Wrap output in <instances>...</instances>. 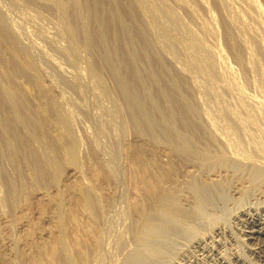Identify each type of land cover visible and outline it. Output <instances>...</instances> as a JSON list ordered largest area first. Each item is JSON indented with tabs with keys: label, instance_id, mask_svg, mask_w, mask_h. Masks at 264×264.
I'll return each instance as SVG.
<instances>
[{
	"label": "rangeland",
	"instance_id": "374dc122",
	"mask_svg": "<svg viewBox=\"0 0 264 264\" xmlns=\"http://www.w3.org/2000/svg\"><path fill=\"white\" fill-rule=\"evenodd\" d=\"M86 1L87 0H83L82 2H86ZM91 1L92 0H88V2ZM166 1H168V3ZM180 1H182L181 3H185V5H189V6L191 5L190 8L192 7L191 8L192 13L194 12L193 16H191L192 14H189L185 8L177 6L178 4L176 3ZM7 2L6 0H2V1L0 0L1 5L6 10L9 17L12 18L16 26L17 23L21 21L24 23V21H26V18H31V17L33 18L34 22L31 23L29 21L25 24L30 37L33 38V39L31 38L32 40L37 39L34 34L35 19L37 20L40 19V22L38 21L37 23L36 21V25H39L41 23L40 25L43 26L45 24L43 26L45 29L46 28L49 29L53 27L56 23V17L54 16L55 14L52 12L51 9L47 7L46 8L37 7L33 2L31 1L28 2V0L25 1L23 0V2H19V3L24 5L25 3H27L26 5L30 12L27 9L23 10L24 12L21 10L22 11L21 12L19 10L12 8L11 6L8 7L9 4ZM102 2L101 4L105 6L104 4L105 1L103 3ZM152 2L153 4H155V6L158 4V0H152ZM164 2L168 4L166 6L168 7L166 8V11L162 10V8L158 6L159 4L156 6V8L158 7L157 12L160 11L162 13V15L160 14V16L161 17L163 16L161 19H163V21L165 20L164 23L166 24L169 23L168 25H170V21L165 16L166 15L165 13L167 12L168 9H170L168 10L170 12L172 10V12L174 11L175 14L177 13L178 17H181L180 18L181 21L185 22L184 24L190 26L192 30L194 29L193 30L194 33L200 38V40L202 39L201 41L206 47L207 46L208 48L210 47L213 51H217V52L220 51V53L224 57L225 66L230 68L233 76L235 75L233 78H235L234 79L235 83L238 84V85L236 84L238 93L240 94L243 93L241 95H245L246 97L248 96V98H250L249 96H252L253 98H255V100L260 99L261 101H264L263 98L264 93H262L261 88L260 89L258 88L260 86H259V81L257 80L259 78L260 73L257 71V69H255L256 66L252 63V68L254 67L253 70L255 71L252 70V73H246L245 70L242 69V67L238 66V64L235 63L234 56L232 52L230 53V50L226 45V40H225L226 27L224 22L225 20L221 8L217 3L218 2L217 0L216 1L205 0L206 5L209 8V14L211 13L210 15L207 14L208 12L202 9V7H200L196 1L194 2V0H178V1L165 0ZM227 2L228 5L232 4L233 8L229 6L230 8H232L231 10H233L234 12L239 11L243 14V16H245L244 18L249 25L255 24V27L254 25H252L253 28H256L258 26L256 25V21L259 20L260 17L252 10L250 11V13H248L250 8L248 4L245 3V0H227ZM239 2L241 3L239 4ZM255 2L257 3V5H259L258 7L261 8L259 9V12L262 11L260 13H262L263 16L264 0H255ZM32 4H34L35 7H33L34 5ZM100 7L101 6H97L96 8V10L99 12L101 11ZM38 8L40 9L38 10ZM173 8L176 9L174 10ZM133 9L135 12L133 13L134 14L133 17L135 18L136 21L139 22L140 19V15H138L139 12L135 7H133ZM246 11L249 15L246 13ZM104 13L106 15V20L102 24L103 26L106 27L105 31L107 32L106 33V40L108 44L107 46L111 48L110 53L112 54V56L110 57V61L108 62L104 61V55H106L105 54L106 52L101 46V41L99 40V37L97 38L94 37L95 36L94 29L98 28L97 24L98 23L100 24V22L97 21L98 23L96 24V26L94 25L93 27L92 25L93 19L91 18V14H92L91 13L89 14V17L91 19L90 21H92L91 22V26H92L91 29H93L91 30L92 37L90 36V38L92 39L91 41L89 40L86 50L82 49L84 50L82 54V57L84 59L81 58L80 61L81 65L84 67V68L81 67L83 68L81 69V71H83L84 74L83 77L84 79L82 78L84 82H82L81 85V92L73 88L72 85L67 86L65 84H62L60 81L57 82L60 90H63L62 93L64 95V98L67 100V103L71 105L69 106L67 104L68 109L70 110L69 112L73 121V127L75 129V134L78 138V143L80 147L78 149L79 152L78 164L80 166L79 169L74 167L73 165H70L69 163H67V161H65L66 160L64 158L65 154L63 153L64 152L63 149L65 147L63 146L64 145L67 146L69 141H71V139H69L70 137L68 136V134H66V132L63 129L54 130L53 128H51V126L46 127V129H43L46 130L45 131L46 133L44 132V135H42L43 132L42 130L35 128L32 125H29V130L33 134V137L34 138L39 137V139H37L38 142L41 143L43 139L45 140V138H48V136H49L48 138L49 140L52 139L51 141L46 139L41 143V146L43 147L46 146L45 148L48 149V151L51 153L52 159L55 162H57L58 164L57 172L55 173L47 169L45 163H43L44 160L42 156L40 157V155L38 154L40 150H38L37 147H39L40 143L37 142L38 143L37 147H34V144H32L30 139L27 140L25 139L26 142H23V145L26 146L28 143V145L26 146L27 148L24 147L23 145L22 146L14 145L13 146L14 154L13 155L11 154L10 156L8 150L3 146L1 141L2 139L0 136V149L2 151V152L0 151V169L6 171L8 175L7 177L11 178L10 180L12 182L14 180L16 181L13 183H16V187H17V191L11 194V202L6 197L7 195L6 196L2 195V197L0 198L1 199L0 200V264H10L11 261H12L11 264H13V262L18 264H53L51 257L52 245L54 244L53 242H55L56 239L55 237H57L59 230L56 211L54 209L55 204L58 200L61 201V207H62L61 215L63 218L62 223L64 224L63 226H65L68 230H70V228L72 227L73 223L71 224V222H73V220H76L78 223L82 224V226H86L88 223H90V218L85 211H82L83 209L82 205L84 201L85 192L87 191L90 192L94 191L95 195L99 197V200L103 204L107 202H111L110 208L108 209L110 213L107 210L108 213H105L106 216H104V221L106 226L103 224L102 225L103 227L99 229L101 230L102 228H104L102 229V231H100V233L104 237L106 235L105 239L106 242H108V244H106L105 246V248L107 247L105 249L106 252H104V254L107 253L105 254L107 256L103 257L104 259H102L101 264H106L107 262H108L107 264H111V263L122 264L123 261L125 260V257L128 254L127 251H131L134 248V244L132 240V229L134 227L135 221L138 220V215L136 212L139 206L141 204H144L147 206L148 210H150L152 208V206L150 205H152L153 203L154 204L158 203L156 202L155 199L162 194H166L167 192V194L177 196V201L179 202L180 205H182V209L190 210L195 202V198L192 191L188 189V186L190 182L198 184L200 180L202 182L204 181V183L206 184L208 183L207 185H209L210 191L215 194L217 193V195L219 196L218 198L219 201H216V205L221 208H218L216 205L215 206L213 205L214 207H212V205L210 207L206 205V209L210 213L217 211L216 214L222 216H219L220 220H218V222L214 223L212 226L208 225L207 223H202L196 220V222L198 223L195 222L192 226L197 231L196 235H198L199 237L200 236L203 237V240L200 243H196L195 241L196 238L185 237L184 235L182 236L179 233L172 234L169 240V248H170L168 252L169 257L163 258L160 264H171V263L172 264H261V258H259L255 253H252V250L256 248L264 249V237L258 236L257 234L253 236H249V233L254 230H255L254 232H258L260 226L258 225V222L252 224L251 220L248 217L249 215L254 216L256 213H259L262 215L261 218L264 219V212L261 210L263 206H261L260 203H256L254 199V197H257L264 202V185L263 186L258 185L254 188H251L249 186L250 182L248 181L246 173L243 174V172L245 171H238L237 173V170H233L230 168L229 169L217 168L215 171L214 170L207 171L208 170L207 168L204 169L202 168L201 170L200 163L198 162V160L195 159L194 162V159L192 158H189L190 160H188L187 158L185 159L183 156L181 157L179 153H176L174 151L175 149H173L174 147H172L173 143L171 140L168 139V137H170L171 134L169 133L168 135V132L165 134L164 132L166 131L164 129L161 130V126L159 127L157 121L154 122V120L155 118L160 119V117L163 116L164 119H166V120L163 119L164 124L167 121L168 122L167 125L171 127L168 128L167 125L165 124L169 132L176 134L178 133L177 135L178 136L182 135L181 137L183 138L187 136L184 138L186 140H188V137H190V140H188V142L191 146L194 147L196 145L195 148L197 149L203 148L204 141L201 138L203 134L201 131L195 132L192 127L193 125L188 124L189 121H191V118L188 114H186L184 108H182L183 105L180 100V96H183L184 99L186 98L185 100H187V102L194 107L195 102L193 99L194 96L192 97V95L195 94L196 96L195 100H197L199 105L204 106V108L207 111L206 117L207 116L210 117L211 119L210 121H212V124L215 125L217 133L222 137V139L225 140L228 139V137L230 138L231 136L232 140H230L231 138L229 140L231 145L234 144L231 146L232 153L234 151V154L230 156V158L233 159L235 157L237 160L235 158L233 160L241 163L245 162L244 161L245 158L249 159L250 157L251 158L249 160H252L253 162L256 163L264 162V160H259L256 158L254 151L255 149L252 148L253 147L252 143L256 141L253 143L256 145V147L254 145V148H257L258 147L257 144H258L259 148L263 149L262 152L264 154V139L262 138L263 135L260 134L261 131H263L261 133H264V130L262 126H259L261 125V123L258 122V120H256V126L259 128L257 129L256 127L255 130L253 129L254 131L252 130V128H248L245 126L244 128L246 130H244L243 128L242 132L236 130V128L232 125V123L228 120V118L225 117L226 116L225 109L226 110L233 109L235 110V112L236 110H238L236 113L237 114L241 113L239 114L240 115L239 117L242 119L241 121H244L246 119L245 116L246 114H243V111L245 113V108H244L245 103L243 102L241 95H237V93H235L236 91H227L224 84H221L229 81L226 77H225L226 79L224 78L225 81L222 80L221 82L216 79L214 80L213 74L210 71L209 72L205 71V72L207 75L210 74L209 77H211L213 80L211 78L210 80L207 79L206 77L192 75L191 72H190L191 75L188 74L189 72L187 73L186 67L184 66L185 62L182 61L183 58L181 57L180 53L177 52V50L174 48L171 49V52L173 53L175 51L173 54L177 58H179V60H176L177 62L175 61L171 63L167 61L166 64L158 61L157 57L155 56L156 53V51H154L155 49L150 48V46H148L147 44V41L144 42L145 39L143 38L141 31L138 32L139 30H137V28H135L136 26L132 24L134 20H132V22H128L131 21V18L127 16L128 14L125 11L124 13L122 11L123 13L122 17L124 19L125 18L127 19V20L125 19L124 21H126L129 24L130 23L132 24V25L130 24L131 26L129 25L132 29L131 30L132 32H130L131 36H133L131 37L132 39L127 37L128 33L123 35L120 30H117V28L119 29V26L117 25L116 22H114V25L113 24L111 25L110 20L107 17L108 14L106 12ZM101 14L102 13H100V15ZM28 15L30 16L27 17ZM45 16L48 18H46ZM73 16L74 15L71 14L70 12L71 21H74L73 19H75V17ZM157 23L159 24V22H156V25ZM198 23L204 24L205 26L206 25L209 26L208 24L213 23V25L211 26L210 24V26L212 28L214 26L213 29L216 28V31H214L213 34L216 36H212L214 38L209 36L211 35L209 34V31L201 29ZM99 24L98 26L100 27ZM112 26L114 29L112 28ZM111 29L115 31L113 32ZM259 30L262 33V29ZM199 33L202 34L200 35ZM114 34H115V38H112L111 35ZM175 34L178 38L180 37L182 38V36L179 37L180 34L178 33ZM79 36H80L79 34L75 36V40H77L78 45L82 47V39ZM122 37L123 40L121 41ZM247 38L249 39V36ZM109 39L111 41H109ZM37 40L36 42H38ZM130 40L132 41V43ZM181 40L184 43L186 42L184 41L185 40L184 38ZM77 41H74L76 43V44L74 43L75 45H77ZM114 41L115 43L117 42L118 43L115 44ZM126 43L128 45L129 44L132 45H129L130 46L129 47ZM217 44L219 46H216ZM250 45H249L250 51L252 48L251 54L254 52L252 54V57L254 58L252 59L254 63L255 61L259 62L260 65L259 67H262L260 68L261 75L263 73L262 76L264 77V61L261 55L259 54V52L256 51V48L253 46V44L250 43ZM126 46H128V50L132 53V55L135 54L137 57L134 55V59H131L126 53L125 50ZM92 47L93 50H91ZM6 48L7 46H5V48L3 46L2 47L3 50H1L3 51L1 53L2 54L1 58L6 57V59L3 58L4 59L3 60L0 58V75L2 79V86L11 92V94L15 99L14 102L16 103L17 108H19V105H17L18 103L17 96L21 93H23V95L21 94L20 96L28 100L29 103L33 105L34 108H36V106L39 107L40 104L42 106V103H45L44 97L45 94L47 93V89H49L52 86V84L45 79L44 81H41L42 83H40V80L37 81L38 79L31 80V77L28 76V74L26 75V73L22 70V68H20L16 64V61H14V59H12L13 61L11 60V58L13 57L10 56L11 55L10 52L13 49L11 50V48L8 47L9 50L7 51L8 48L7 49ZM46 48L48 54L50 52L52 53V51L48 47ZM89 50H91L92 52H90ZM94 51H96L97 53L96 52H95L96 54L93 53ZM8 52L10 53L9 55ZM51 53L49 55H51ZM5 54H7L8 56ZM119 54H121L122 58ZM52 55L54 54L52 53ZM98 55L101 58H99ZM116 55L120 56V58H117ZM144 55L145 57H143ZM54 57L56 56L54 55ZM116 58L117 60L119 59V61H117ZM56 59H57L56 61L59 62L62 68L70 72L75 71L74 72L75 74L77 73V68L75 64L70 63L69 61H65L66 60L65 58L56 57ZM114 59L120 63H117ZM131 60L133 61V63ZM5 61L8 64L3 63ZM13 63L16 66H14ZM88 63H92V64H88ZM103 63H107V64L103 65ZM86 65L95 67L93 68V70L95 69L94 72L95 71L98 72L97 74L99 75L97 74L96 75L101 76L100 77L101 81L103 80L102 84L106 86L105 87L106 90L107 88L109 89L107 92H109L111 101L102 97L99 89L94 84V81L91 80V78H89L90 75L88 74V70H87V67L89 66ZM115 65H116L115 68L116 70L113 68V66ZM110 66H112L113 69ZM171 66H173L174 68H172ZM9 67H11L12 70ZM2 69L4 70L6 69L7 71L6 70L4 71ZM9 70H11V72L14 70L16 72L15 76H20V75L22 76V74L24 73V75H26L24 76L25 79L29 77L27 79L28 83L27 80L25 83L23 76H22L23 80H20L21 77H19V81L17 82L8 79L6 80V78H4L3 76L14 74V71L10 73ZM113 70L114 72H116L114 73L116 75L112 74ZM176 71L182 72V73L179 72V76L182 78L177 76L178 72L176 73ZM121 73L124 74L125 78L122 77L123 75H120ZM125 73L127 74V76H125L126 75ZM117 75L120 78L121 77L122 78L120 79L119 77H117ZM163 76L164 78L167 77L168 80L164 79ZM126 78H128L126 81L130 88V92L133 91L134 89L133 94L137 96L136 98L140 101V104L142 103L144 105V110L145 112H147L148 117H150V123L155 124V125L152 124L151 128L148 125H145L144 121L140 116L141 112L139 114L138 111L139 109L137 110V108L134 106H131L130 108L126 106V103L129 102V100L122 95L118 86L119 80L120 82L123 79H124L123 81H125ZM129 80L132 81V83ZM133 81H135L136 83ZM215 81L217 82V84ZM173 82H175L178 85V89H177L178 92L176 89L172 88ZM157 85L160 86L156 87ZM188 86H190L191 89ZM238 87L241 89H239ZM53 88L54 87H51L50 89L53 90ZM94 88L97 89L95 90ZM207 88L213 89L215 93L214 96L215 98L213 96H210L206 92L207 90H209ZM190 90H192V92ZM252 97L250 99H253ZM113 103L116 106L118 105L121 109L120 111H121L122 119L119 118V122L122 123V126L124 128L120 126L118 119L117 121H115L114 119H111L113 117L109 116L110 115L109 113H106V109H108V107H110V105H112ZM151 105L153 106L151 107ZM241 107L243 108V110ZM19 112H21L20 109ZM116 122L118 123L116 124ZM174 126L176 129L174 128ZM121 127L124 129L123 133H121L122 135L120 134ZM260 128L261 130H259ZM255 131L258 132L256 133ZM59 132L63 136L59 134ZM257 134H259L260 136L259 139L258 137H256ZM59 135L61 137V140L59 138ZM242 136H244L245 138L247 137L246 139L248 140L251 139V136H253L252 137L253 140L251 139L252 142L251 140L248 141L242 138ZM64 140H66L65 142L67 143V145L64 142ZM52 141L54 143H52ZM244 141H246V144ZM249 142L251 144H249ZM63 143L64 145H62ZM247 143L250 146H248ZM260 143H262L263 146L260 145ZM199 144L200 146H198ZM22 147L24 148L22 149ZM35 149H37L38 152ZM39 149L41 148L39 147ZM237 152L238 154H236ZM246 155H248L249 157ZM262 157L264 159V155ZM4 160L6 163L4 162ZM184 161L186 162L184 163ZM146 162L149 164L157 163L158 165L157 164L156 165L158 166L157 167L158 172L162 174L163 171L162 174L164 175L163 178L159 179V182L156 184L154 188H148V185L141 181V177H142L141 167L143 166V164L145 165ZM193 162L196 164H194ZM139 164H141L140 167ZM167 164L169 165V167L166 166ZM75 168L76 170H74ZM205 170L206 172H204ZM11 174L15 179L12 178ZM41 174H43V176H41ZM114 175L115 176L117 175L118 178L117 184L113 179L115 178ZM18 177L20 178L19 180H22L21 184L17 183L19 181ZM7 187L8 186H5L4 188L3 186L1 189L2 191L5 190L4 192L5 194L7 191ZM209 187L208 186L206 187L205 185V187L201 189L202 196H205L207 194L206 192L209 190L208 189ZM244 192L247 193L244 194ZM221 194H223V196ZM221 198L225 202L221 200ZM2 200H4L3 202L5 204H3V202L1 203ZM239 202L240 204H238ZM162 203L163 201H161L160 204ZM219 203L221 204V206ZM108 228L110 230H108ZM216 229H219L218 230L219 232L213 234V232H215ZM82 236L85 237V234ZM117 241L119 242V244L117 243ZM171 251L173 253H171ZM241 259L244 261V263L241 262L242 261Z\"/></svg>",
	"mask_w": 264,
	"mask_h": 264
},
{
	"label": "bare ground",
	"instance_id": "6f19581e",
	"mask_svg": "<svg viewBox=\"0 0 264 264\" xmlns=\"http://www.w3.org/2000/svg\"><path fill=\"white\" fill-rule=\"evenodd\" d=\"M18 1L19 0H6V2L9 4L8 7L11 6L12 8L19 10V11H21V10L23 11L26 9L28 10L27 5H26L27 3H25V5H26L25 6L24 4L19 3V2H23V0H20L19 2ZM29 1L33 2L37 7H45V8L47 7L49 9H51L52 12L55 14L54 16L56 17L55 25L49 29H47V28L45 29L43 27L45 24L43 26L40 25L41 23L39 24L40 26L36 25V21L38 23V21L40 22V19L39 20L35 19L34 34L38 40L34 39L35 40L34 41V40H32L33 38L30 37L29 32L25 26V24L29 21L31 23L34 22L33 18L32 17L26 18V21H24V23L21 21V22H19L20 25H19V23H17V26H16V24L14 23L12 18L9 17L8 13L6 12V10L3 8V6L0 3V58L2 57L1 53L3 52V51H1V50H3L2 47L3 46H4V48H5V46H7V48L10 47L11 50L13 49L11 52L9 51L11 53L10 56L13 57V58H11V60L14 59V61H16V64L20 68H22V70L26 73V75L28 74V76L31 77V80L32 79H35V80L38 79L37 81L40 80V83H42L41 81H44V79H45V80L49 81V83L52 84L51 87H54V88H53V90L50 89L51 87L49 89H47V93L45 94V97L43 96L44 94L42 95L45 98V103H42V106H41V104L39 107L36 106V108H34L33 105H31L29 103L28 100H26L24 97H23L24 98L23 99L22 96H20L21 94L23 95V93L19 94L17 96V102H18L17 105H19V108H17L16 103L14 102L15 99H14L13 95L11 94V92L2 86V79H1V75H0V136L2 139L1 141H2L3 146L8 150V152L10 153V156H11V154L12 155L14 154L13 146L14 145L22 146L23 142H26L27 139L31 140L32 144H34V147H37L38 143H40L37 140V139H39V137L38 138L33 137V134L29 130V125H32L35 128H38L39 130H42L43 131L42 135H44V132L46 131L43 129H46V127L51 126V128H53L54 130L55 129H63L66 132V134H68V136L70 137L69 139H71V141H69L68 145L65 142L66 140H64V142L66 143L67 146H65L64 143L62 144V145H64L63 147H65L64 149L62 148L64 150L63 153L65 154V155L63 154L64 158L66 159V160L65 159L64 160L67 161V163H69L70 165H73L74 167L79 169L80 166L78 164V161H79L78 149L80 147H79V143H78V138L75 134V129L73 127V121H72V118H71V115L69 112L70 110L68 109L69 104L67 103V100L64 98V95L62 93L63 90H60L57 82L60 81L62 84H65L67 86L72 85L73 88H75L81 92V85H82V82H84L83 81L84 74H83V71H81V69H83L84 67L81 65L80 61H81V58L84 59L82 57L83 51L86 50L88 43H89V40L91 41V39H92V38H90V36L92 37L91 30H93V29H91V27H92L91 22L92 21H93L92 22L93 27H94V25L96 26V24L98 22H100V24L98 23L100 25V27L97 24L98 28L94 29L95 30L94 31V35H95L94 37H96V38L99 37V40L101 41V46L103 47V49L106 52L105 53L106 55H104V61L105 62L110 61V57L112 56V54L110 53L111 48H109V46H107L108 45L107 40H106V33L107 32L105 31L106 27L103 26V24H102L106 20V15L104 12H106L108 14L107 17L109 18L111 25L112 24L114 25V22H116L117 25L119 26V29L117 28V30H120L123 35L128 33L127 34L128 38L133 37V36H131V33H130V32H132L131 31L132 29L130 26L132 24L134 26H136L135 28H137V30H139L138 32L141 31L142 36L145 39V40L143 39L144 42L147 41L148 46H150V48H152V49H155L154 50V51H156L155 56L157 57L158 61L163 62V63H166L168 61V62L172 63V62H175L176 60H179V58H177L173 54L175 51L173 50L174 52L173 53L171 52V49L174 48L177 50V52L180 53L181 57L183 58L182 61L185 62V63L184 62L183 63H184V66L186 67L187 73L189 72L188 74L191 75V73H192V75H197V76L206 77L207 79H210L211 78V77H209L210 74L207 75L205 72V71H207V72L210 71L213 74L214 80L216 79V80H219L221 82H222V80L225 81L226 78L229 80L228 82L221 83V84H224L227 91H236L235 93H237V95L243 94V93H241V94L238 93V89H237L238 84L235 83V81H234L235 78H233L235 75L233 76L230 68L225 66L224 57L222 56L220 51L219 52L213 51L210 47H209L210 49L208 48V46L206 47L203 44V42L201 41L202 39L200 40V38L194 33V31H193L194 29L192 30V28H190V26H187L186 24H184L185 22L181 21V19H180L181 17H178L177 13H176L177 14L176 15L174 13V11L173 12H172V10H171V12L168 11L170 9H168L167 12L165 13L166 8H168V7H166L168 5L167 4L168 1H166L167 3H165L164 2L165 0H158L159 5L158 4L157 5L160 8H162V10H165L164 11V13L166 14L165 16L170 21V25H168L169 23L168 24L164 23L165 20L163 21V19H161L163 16L161 17L160 14L162 15V13L160 11L157 12L158 7L156 8L157 5L155 6V4H153L152 0H103V2L105 1V3H104L105 6L101 4L102 0L101 1L92 0L91 2H88V0L86 2H82L83 0L82 1L81 0H28V2ZM106 1H107V3H106ZM195 1L197 2V4H199L200 7H202V9H204L206 12H208L207 14H209V8L206 5L205 0H194V2ZM217 1H218L217 3L219 4V6L221 8V11L223 13L224 20H225L224 22H225V27H226L225 28L226 45H227L228 49L230 50V53L232 52V54L234 56L235 63L238 64V66L242 67V69H244L246 73H252V70L254 68V67L252 68V63L256 66L255 69H257V71L260 73L259 78L257 80V81H259V86H260L258 88L259 89L261 88L262 93H264V77L262 76L263 73L261 75V71H260L261 70L260 68H262V67H259L260 65H259L258 61H255V63H254V61L252 59V58H254V57H252V54L254 52L251 54L252 48L250 51V47H249L250 43L253 44V46L256 48V51L259 52V54L261 55V57L264 61V15L262 16V13H260L262 11L259 12V9H261V8L258 7L259 5H257L255 0H245V3H247L249 8H250L248 13H250V11L252 10L253 12H255L260 17L259 20L256 21V25H258L257 26L258 28L257 27L253 28L252 25H254V27H255V24L249 25L248 22H246V20L244 18L245 16H243V14L241 12H239V11L234 12L233 10H231L233 8V6H232V4L228 5L229 1L228 2H227V0H217ZM181 2L182 1L177 2V3L175 2V3L178 4L177 6L185 8L188 11V13L192 14L191 16H193L194 12L192 13V10H191L192 7L190 8L191 5L190 6L185 5V3H181ZM126 3H127V5H126ZM240 3L241 2H239V4ZM34 4H32V5H34ZM98 4H100V5H98ZM35 5L33 7H35ZM243 5H244V3H243ZM97 6L102 7V8L100 7V10L102 12L101 11L99 12L96 10ZM229 6H231L232 8H230ZM8 7H6V8H8ZM133 7H135L137 9V11L139 12L138 13V15H140L139 22L136 21L135 18L133 17L134 16L133 13H135ZM9 9H11V8H9ZM36 9H34V10H36ZM39 9L40 8H38V10ZM195 9H197V8H195ZM235 10H237V9H235ZM238 10H239V8H238ZM122 11H123V13L125 11L128 14L127 16L131 18V21H128V22H132V20H134L135 22L133 21L132 24L130 23L131 24L130 25L129 23L124 21L126 18L124 19L122 17L123 16ZM35 12H37V11H35ZM70 12H71V14L74 15L73 17H75V19H73L74 21H71V19H70ZM89 12H91L92 14ZM100 13H102V14L100 15ZM246 13H247V11H246ZM40 14H41V12H40ZM89 14H91V18L93 19L92 21H90L91 19L89 17ZM29 16L30 15H28L27 17H29ZM38 17H36V18H38ZM41 18H43V17H41ZM46 18H48V17H46ZM196 20H197V17H196ZM249 20H251V19H249ZM42 21H44V20H42ZM156 22H159L160 25L158 23L156 25ZM201 23H202V21H201ZM201 23H198V25L201 27V29L209 31V34H211L209 36H211V37L216 36V35H213L214 31H216V28L213 29L214 26H213V28L211 27L214 22L210 23L211 26H210V24H208L209 26H207V25L205 26L204 24H201ZM222 23H223V21H222ZM30 24H28V25H30ZM51 24H52V22H51ZM33 25H34V23H33ZM112 28H113V26H112ZM113 29H111V30L114 32L115 30H113ZM259 29H262V33L260 32ZM77 33L80 35L79 37H81V39H82V47L79 46L78 41L75 40V36L78 35ZM175 33L180 34L179 37L182 36V38L181 37L180 38L181 39L184 38L185 39L184 41H186V42L184 43L180 38H178L176 36ZM199 34L201 35L202 33H199ZM111 36H112V38H115V34L111 35ZM248 36H249V39L247 38ZM212 38H214V37H212ZM36 40L40 43L36 42ZM122 40H123V37H122L121 41ZM74 41H77L78 46L75 45L76 43ZM109 41H111V40L109 39ZM116 41H118V40H116ZM112 42H113V40H112ZM80 43H81V41H80ZM114 43H115V41H114ZM117 43H115V44H117ZM131 43H132V41H131ZM129 45H132V44H129ZM111 46H112V44H111ZM128 46H126V48H125L126 53L131 59H134L135 54L132 55V53L128 50ZM216 46H219V45L217 44ZM46 47H48L56 57L65 58L66 59L65 61H69L70 63L75 64L76 68H77V73L75 74L74 73L75 71L70 72V71L62 68L61 65L59 64V62L56 61L57 60L56 57H54V55H52L51 52L50 53L52 56L49 55L50 53L48 54ZM82 49H84V50H82ZM8 50H9V48L7 49V51ZM91 50H93V47ZM91 50H89V51L92 52ZM9 52H8V55L10 54ZM95 52L96 51H94L93 53H95ZM101 52H102V50H101ZM107 53H108V55H107ZM5 55H7V54H5ZM119 55L121 56V54H119ZM101 56H103V55H101ZM120 56L116 55L117 58H120ZM113 57H115V56H113ZM113 57H112V59H113ZM143 57H145V55ZM3 58H1V59H3ZM99 58H101V57L99 56ZM117 58H116V60H117ZM121 58H122V56H121ZM4 59H6V57ZM117 61H119V59ZM3 63L8 64L6 61ZM117 63H120V62H117ZM132 63H133V61H132ZM88 64H92V63H88ZM104 64H107V63H103V65ZM13 65L16 66L14 63H13ZM116 65L113 66L114 69L116 68ZM9 66H10V64H9ZM86 66H89V65H86ZM81 67H83V68H81ZM110 67L112 68V66H110ZM171 67L174 68L173 66H171ZM9 68H11V67H9ZM93 68H95V67H92V66L87 67L88 74L90 75L89 78H91V80L94 81V84L99 89L102 97L110 100L109 92H107L109 89L107 88V90H106V88H105L106 86H104L102 84L103 80L101 81V78H100L101 76H97L99 74H97L98 72H96V71L94 72L95 69L93 70ZM46 69H47V71H46ZM2 70H4V69H2ZM11 70H12V68H11ZM11 70H9L10 73H12L14 71L13 70L11 72ZM253 71H255V70H253ZM117 72H118V70H117ZM177 72H178L177 76H179L180 71H176V73ZM17 73H18V71H17ZM114 73H116V72H114V70H113L112 74H114ZM180 73H182V72H180ZM15 74H16V72L14 71L13 75H8V76L6 75L3 77L6 78V80L8 79V80H13V81L17 82V81H19V77H21L20 80H23L22 79V76H23L25 83H26V80L29 78L28 77L27 79H25L24 76H26V75H24V73L22 74V76L21 75L15 76ZM114 75H116V74H114ZM118 75H117V77H119ZM120 75H123L122 77H124V74L121 73ZM125 76H127V74ZM163 78H164V76H163ZM180 78H182V77H180ZM183 78H185V77H183ZM248 78H250V77H248ZM127 79L128 78H126L125 81ZM164 79H167V77ZM123 80L121 82L119 80L118 86H119V89H120L122 95L129 100V102L126 103V106L128 108H130L131 106H134L137 108V110L139 109L138 110L139 114L141 112L140 116H141L142 120L144 121L145 125H148L151 128L152 124L153 125H155V124L150 123V117H148L147 112H145L144 105L142 103L140 104V101L136 98L137 96L135 94H133L134 89H133V91L130 92V88L128 86L127 81L125 82ZM139 81H140V79H139ZM130 82L132 83V81H130ZM133 82H135V81H133ZM23 83H24V81H23ZM23 83H21V84H23ZM27 83H28V80H27ZM255 83H256V81H255ZM141 84H143V83H141ZM216 84H217V82H216ZM142 86H144V85H142ZM159 86L157 85L156 87H159ZM253 86H255V85H253ZM132 87H133V84H132ZM188 87L191 89L190 86H188ZM172 88L177 90L178 85L175 82H173ZM205 88H206V86H205ZM207 89H209V90H207L206 92L210 96L214 97L215 93H214L213 89L212 88H207ZM239 89H241V88H239ZM78 91H76V92H78ZM159 91H161V90H159ZM190 91L192 92V90H190ZM39 92H40V89H39ZM177 92H178V90H177ZM140 94H141V92H140ZM101 95H100V97H101ZM193 96H194L193 99L195 102L194 107L191 106L187 102V100H185L186 98L184 99L183 96H180V100H181V103L183 105L182 108H184L186 114H188L191 118V121H189L188 124L193 125L192 127H193L195 132L201 131L203 134L201 137L202 140L204 141L203 142V148L197 149V148H195L196 145L194 147L191 146L188 142V140H190V137H188V140H186L184 138L187 136H185L183 138V137H181L182 136L181 134H179L181 136H178L177 135L178 133L176 134V133L169 132L167 130V127L168 128H171V127L169 125H167L168 124L167 121L165 123L167 125V127L165 126L163 121L166 119H164L163 116H161L162 119L160 117V119L155 118V120H154V122L157 121L159 127L161 126V130L164 129L166 131V132L163 131L165 134L167 132H168V135H169V133L171 134L170 137H168V139L172 141V143H173L172 147H174L173 149H175L174 151L176 153H179V155H181V157L183 156L185 159L187 158L188 160H190L189 158H192V159H194V162H195V159L198 160V162L200 163L201 170H202V168L203 169L207 168L208 169V170L206 169L207 171H209V170L215 171L217 168H225V169L230 168L233 170H237V173H238V171H245V172H243V174L246 173L248 181L250 182L249 186L251 188H254L258 185L263 186L264 185V162H262V163L261 162L260 163L253 162L252 160H249L251 157L249 159L245 158V160H244L245 162H243V163L238 162V161H234L233 159L235 157L233 159H231L230 156H232L234 154V151L232 153V148H231V146L234 144H232V145L230 144V140H232L231 136H230L231 139L228 136H227L228 139H225V140L222 139V137L217 133L215 125H213L212 121H210L211 120L210 117H208V116H207L208 118L206 117L207 111L204 108V106L199 105L197 100H195L196 99L195 94H193L192 97ZM241 97H242L243 102L245 103V106H244L245 113L243 111V114H246L245 115L246 119L244 121H241L242 119L239 117L240 116L239 114H241V113L237 114L236 112L238 110H236V112H235V110H233V109H232L233 111L225 109V115H226L225 117L228 118V120L232 123V125L239 132L243 131L244 126L248 127V128H252V130L253 129L255 130V128L257 127L256 126V120H258V122L261 123V125H259V126H262L263 130H264V101H261L260 99L255 100V98H253L252 96H249V97L250 98L252 97L254 100L248 98V96L246 97L245 95H241ZM164 98H165V96H164ZM199 98H200V96H199ZM113 104L110 105V107H108V109H106V113H109L110 114L109 116L113 117L111 119H114L115 121H117V119H118V122H119V118H121V111H120L121 109L118 105L116 106L115 104L114 105ZM69 106H71V105H69ZM152 106L153 105H151V107ZM214 106H216V105H214ZM19 109L21 112H19ZM242 110H243V108H242ZM215 111H214V113H215ZM221 114H222V112H221ZM220 117H222V116H220ZM241 117H242V115H241ZM108 119H110V118H108ZM151 120H152V118H151ZM222 120H224V119H222ZM118 122H116V124ZM227 124H228V122H227ZM120 126H122V123H120ZM200 126L202 129L200 128ZM122 127L120 128V134L123 133V130H124L123 129L124 127L123 128ZM110 128H111V126H110ZM116 128H117V126H116ZM174 128H175V126H174ZM258 128L259 127H257V129ZM261 128L259 130H261ZM244 130H246V129L244 128ZM261 132H263V131H261ZM261 132H260V134L263 135L262 138L264 139V133H261ZM59 134H61V133L59 132ZM244 134H246V133H244ZM257 135H256V137H258V139H259L260 136H259V134H257ZM252 137L253 136H251V139H252ZM48 138H49V136H48ZM48 138H45V140L46 139L49 140ZM59 138L61 140L60 135H59ZM242 138L246 139L247 137L245 138L244 136H242ZM65 139H66V137H65ZM251 139H249V140H251ZM45 140L43 139V141H45ZM51 140H49V141H51ZM191 140H192V138H191ZM246 140H248V139H246ZM252 140H251V142H252ZM40 141H41V139H40ZM49 141H46V142H49ZM190 142H192V141H190ZM241 142H242V140H241ZM244 142L246 144V141H244ZM254 142H256V141H254ZM41 143L39 144V147L41 149H39V147H37V149L40 150L39 151L40 153L37 151V149H35V150L38 152L40 157L42 156V158L44 160L43 163H45V166L47 167V169L51 170L53 173L57 172V166H58L57 162H55L52 159L51 153L48 151V149L45 148L46 146L45 147L41 146ZM52 143H54V142L52 141ZM196 143H198V142H196ZM196 143H194V144H196ZM253 143H252L253 147L252 146L251 147L253 149H255L254 151H255L256 158L259 160H264L262 157L264 155L262 152L263 149L259 148L258 144H257L258 147L254 148L255 144H253ZM262 143H260V145H262ZM174 144H175V146H174ZM249 144H251V143L249 142ZM27 145H28V143H27ZM247 145H248V143H247ZM26 146H24V147H26ZM57 146H58V144H57ZM198 146H200V144ZM248 146H250V145H248ZM24 147H22V149ZM255 147H256V145H255ZM0 151H1V149H0ZM236 154H238V152ZM246 156H248V155H246ZM236 157H237V155H236ZM185 159H183V160H185ZM150 160H151V158H150ZM259 160H257V161H259ZM152 161H151V163H152ZM242 161H243V159H242ZM4 162H5V160H4ZM185 162L186 161H184V163ZM108 163H109V161H108ZM151 163L149 164L146 162L145 165L143 163H141V164H143V166L141 167V175H142L141 181L146 183L148 185V188H154L156 186V184L159 182V179L163 178V176H164V175H162L163 171H162V174H160V172H158V168H157L158 164L157 163L151 164ZM141 164H139V167L141 166ZM194 164H196V163H194ZM166 166L169 167L168 164ZM76 168L74 170H76ZM206 170L204 172H206ZM7 176L8 175H7L6 171H4L3 169H0V198L2 197V195H5V196L7 195L6 197L11 202V194H13L17 191V187H16V183H13L16 181L14 180L12 182L10 180L11 178H8ZM11 176L13 178L12 174H11ZM41 176H43V174H41ZM111 176H112V174H111ZM114 177L115 178H113V179L117 184V182H118L117 181L118 180L117 175L116 176L114 175ZM13 179H15V178H13ZM19 179L20 178L18 177V180ZM113 179H112V181H113ZM3 182H4V184H3ZM21 182H22V180H19L17 183L21 184ZM207 184L204 183V181L202 182L201 180L199 181L198 184L190 182L188 189L192 191L194 198H195V202H194V204L190 210L182 209V205H180L179 202L177 201V196L167 194V192H166V194H162L155 199L156 202H158V203L157 204L153 203L152 205H150V206H152V208L150 210H148L146 205L141 204L139 206V208L137 209V212H136L138 215V220L135 221L134 227L132 229V240H133L134 248L132 250L130 249L131 251H127L128 254L125 257V260L123 261L122 264H160L162 262L163 258L169 257V253H168L169 249H170L169 248V240H170V237L172 236V234H175V233H179L182 236L184 235L185 237L196 238V240H195L196 243L202 242L203 237L202 236L199 237L198 235H196L197 231L192 225L197 220L199 222L207 223L208 225L212 226L214 223H216V222H218V220H220L219 216H222V215L216 214L217 211L210 213L206 209V205H208L209 207L212 205V207H214L216 205V201H219V199H218L219 196L217 195V193L216 194L212 193L210 191L209 185H207ZM205 185H206V187L207 186L209 187L208 188L209 190L207 189L208 190L206 192L207 194L205 196H202L201 189L204 188ZM3 186H4V188H5V186H8L6 194L4 193L5 190L4 191L1 190ZM2 193H4V194H2ZM246 193L247 192H244V194H246ZM221 195L223 196V194H221ZM5 196H4V198H5ZM14 197H15V195H14ZM222 198H221V200H223ZM224 198H226V197H224ZM254 199H255L256 203H260L261 206H263V208L261 210L264 212V202L257 197H254ZM3 201L4 200H2L1 203ZM161 201H163L162 204H160ZM3 204H5V203L3 202ZM238 204H240V202ZM110 205H111V202H107V203L103 204L99 200V197L97 195H95L94 191L85 192L84 201H83V205H82V208H83L82 211H85L88 214V216L90 218V223H88L86 226H82V224L78 223L76 220H73V222L70 221L71 224L73 223V225L70 228V230H68L65 226H63L64 224L62 223L63 218L61 215L62 214L61 201L58 200L56 202L54 209L56 211L59 230H58L57 237H55L56 238L55 242H53L54 244L52 245V256L51 257H52L53 264H101L102 263V259H104L103 257L107 256V255H105L107 253L104 254V252H106L105 249L107 247L105 248V246H106V244H108V242H106V239H105L106 235L104 237L100 233V231H102V229H104V228H102L101 230H99V229L101 227H103L102 226L103 224L106 226L105 221H104V216H106L105 213L109 212L108 209L110 208ZM220 206H221V204H220ZM217 207L221 208L219 206H217ZM225 209H226V207H225ZM107 210H108V212H107ZM261 217H262V215L259 213H256L254 216L249 215L248 218L251 220L252 224H254L255 222H258V225L260 226L258 232H254L255 231L254 230V231L249 233V236H253V235L257 234L258 236L264 237V219ZM196 223H198V222H196ZM67 224H68V222H67ZM99 225H101V226H99ZM108 230H110V229L108 228ZM218 230L219 229H216L215 232H213V234H216V232L218 233L219 232ZM84 234H85V237L82 236ZM121 238H122V236H121ZM118 241H120V240H118ZM118 241H117V243L119 244ZM262 248H263V246H262ZM256 250H258V251H256ZM171 253H173V252L171 251ZM252 253H255L259 258H261V264H264V249L256 248V249L252 250ZM106 258H108V257H106ZM170 259H171V257H170ZM238 261H239V259H238ZM241 262L244 263L243 260ZM11 263H12V261H11ZM109 263H111V262H109ZM13 264H18V263L13 262Z\"/></svg>",
	"mask_w": 264,
	"mask_h": 264
}]
</instances>
